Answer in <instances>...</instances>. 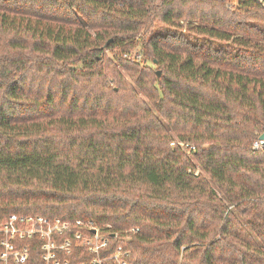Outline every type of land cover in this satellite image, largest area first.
<instances>
[{"label": "trees", "instance_id": "16d2710c", "mask_svg": "<svg viewBox=\"0 0 264 264\" xmlns=\"http://www.w3.org/2000/svg\"><path fill=\"white\" fill-rule=\"evenodd\" d=\"M263 130L264 0H0V219L110 223L126 264H264Z\"/></svg>", "mask_w": 264, "mask_h": 264}, {"label": "built area", "instance_id": "2783aa9c", "mask_svg": "<svg viewBox=\"0 0 264 264\" xmlns=\"http://www.w3.org/2000/svg\"><path fill=\"white\" fill-rule=\"evenodd\" d=\"M251 147L264 150V138ZM110 228L90 218L9 213L0 219V264H126V237Z\"/></svg>", "mask_w": 264, "mask_h": 264}, {"label": "rangeland", "instance_id": "374dc122", "mask_svg": "<svg viewBox=\"0 0 264 264\" xmlns=\"http://www.w3.org/2000/svg\"><path fill=\"white\" fill-rule=\"evenodd\" d=\"M181 22H185V21H183V20H181ZM133 49H138V48H133ZM133 51V50H132ZM147 64L148 65H150L151 63L150 62H147ZM115 65H116V68L119 70V72L124 76V78L128 81V82H130V83H132V81H131V79H130V77H129V75H128V73H127V71L121 66V64L120 63H118L117 61L115 62ZM140 95L142 96V97H144V95L143 94H141L140 93ZM179 143H180V141H178ZM182 143V142H181ZM180 143V145L181 146H183V147H185V145L186 144H181ZM193 161L195 162V165H196V172H201V173H203V175H205L206 177H207V174H205L203 171H202V169L199 167V165L197 164V162L195 161V159L193 158ZM18 214H23V213H18ZM26 214H37V213H26ZM42 215V214H41ZM81 218H84V217H81Z\"/></svg>", "mask_w": 264, "mask_h": 264}, {"label": "water", "instance_id": "95a60500", "mask_svg": "<svg viewBox=\"0 0 264 264\" xmlns=\"http://www.w3.org/2000/svg\"><path fill=\"white\" fill-rule=\"evenodd\" d=\"M157 74H159V70L156 71ZM260 138H264V130L259 134Z\"/></svg>", "mask_w": 264, "mask_h": 264}]
</instances>
